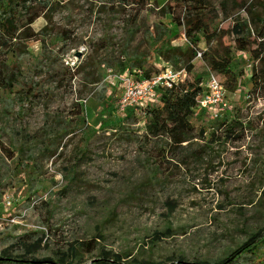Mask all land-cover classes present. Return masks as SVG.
Wrapping results in <instances>:
<instances>
[{"label":"rangeland","instance_id":"obj_1","mask_svg":"<svg viewBox=\"0 0 264 264\" xmlns=\"http://www.w3.org/2000/svg\"><path fill=\"white\" fill-rule=\"evenodd\" d=\"M166 1L46 0V16L30 26L32 38L21 26L24 12L17 13L11 50L0 51V64L20 67L12 92L0 89V145L16 152L23 144L29 156L11 161L0 146V252L21 235L44 232L47 244L36 258L83 240L92 243L74 264L91 263L102 248L126 255L124 264L134 257L198 261L217 259L264 228V61L236 51L228 109L215 118L197 106L194 136L174 151H167L165 136L147 132L144 106L128 115L117 109L122 89L111 74L119 52L143 55L144 67L159 71L168 62L156 44L167 29L179 35L172 45L185 41L183 29L160 13ZM237 15L246 14H220L211 27L226 31ZM47 25L67 29L70 38L41 33ZM222 42L234 45L233 36ZM206 46L198 42L201 53ZM193 64L187 81L199 74L204 85L210 71L202 56ZM89 74L101 80L90 83ZM166 228L173 234L154 240ZM259 254L262 261L253 264H264V246Z\"/></svg>","mask_w":264,"mask_h":264},{"label":"trees","instance_id":"obj_2","mask_svg":"<svg viewBox=\"0 0 264 264\" xmlns=\"http://www.w3.org/2000/svg\"><path fill=\"white\" fill-rule=\"evenodd\" d=\"M116 1L121 3L134 2L140 5L147 2V0ZM45 11L46 0H0V13H3V17L0 19V51L5 48L11 50L14 31L17 30L14 28L17 13L24 12L25 21L21 26L25 27L24 32H30L25 34V37L32 38L35 34H33L30 26L39 16H46ZM240 11L245 12V17L241 18L237 15L228 30H217L211 27L220 14L226 18L230 14ZM160 13L162 16H170L169 22L173 27L183 29L185 41L181 45H172V41L177 39L179 35L178 33L171 35L172 29L170 27L167 29L169 34L165 41L156 44L158 55L176 69L184 68L187 73L192 72L193 60L197 56V51H200L198 42L204 40L207 46L206 50L202 51L201 56L208 70L222 75L225 79L224 88L232 91L236 88L237 76L232 67L236 51L248 50L253 58L264 61V0L248 3L246 0H168L161 7ZM164 26L157 27L164 28ZM46 30L54 32L58 38L65 41L71 35L67 29L56 30L48 25L40 32ZM254 33L256 34L255 39L252 40ZM227 35L233 36L234 45H225L222 42V38ZM256 41L258 47L251 48L250 45ZM117 62L118 68L114 70L115 73L140 70L141 77L148 78L158 72L156 69L152 71L144 67L143 55L137 56L127 52L126 49L119 52ZM19 68L18 63L14 61L0 64L1 91L12 92L15 82H17L16 73ZM108 68L110 69V67ZM74 72L75 70L73 75ZM89 75L92 78L89 79ZM89 75L85 78H88L90 83H97L101 80V76ZM204 88L202 75L197 74L194 75L192 81L186 79L172 87L159 88L154 105L142 107L146 108L149 114L147 132L153 137L165 136L169 146L167 151H174L194 136V127L190 122V117L196 112L198 99ZM156 103H158L157 106ZM132 111H134L133 108H128L125 113L128 115ZM0 146L3 151L5 150L3 155L11 161L15 160L19 163V160L22 161L24 156H29L25 154L28 148L26 149L23 144L19 149L16 148V152L7 151L3 145ZM260 195L264 196V188L260 191ZM172 234V228L156 231L154 240H162ZM43 240H45L44 232L40 235H36L35 232L26 233L15 238L14 242L0 252V257L3 258L0 260V264H74L77 260V252L92 243L91 241L75 240L65 250H56L53 257L36 258L34 255L38 249L47 244ZM95 241L98 242V239ZM262 246H264V228L251 231L244 241L235 248L228 249L223 256L217 259L185 261L183 256H179L176 260L169 257L170 263H166L161 261L150 262L134 257L131 258V261L133 264H253L262 261L259 254V249ZM17 249L21 251L20 254H16ZM124 257L126 255L102 248L99 257L94 258L89 264H124ZM31 261L40 262L33 263ZM48 261L52 263H48Z\"/></svg>","mask_w":264,"mask_h":264},{"label":"built area","instance_id":"obj_3","mask_svg":"<svg viewBox=\"0 0 264 264\" xmlns=\"http://www.w3.org/2000/svg\"><path fill=\"white\" fill-rule=\"evenodd\" d=\"M197 56H201L200 51H197ZM111 77L122 89L117 109L123 114L128 108L146 106L155 102L159 88H169L184 82L187 72L184 68L176 69L166 63L163 68L148 78L141 77L140 70L112 73ZM204 87L198 99V106L215 118L221 116L228 109L223 83L213 72H210ZM4 203L6 207L11 205V198L8 195L4 197Z\"/></svg>","mask_w":264,"mask_h":264},{"label":"water","instance_id":"obj_4","mask_svg":"<svg viewBox=\"0 0 264 264\" xmlns=\"http://www.w3.org/2000/svg\"><path fill=\"white\" fill-rule=\"evenodd\" d=\"M3 258L0 257V260H2ZM33 263H39L40 261H31ZM48 263H52L51 261H48Z\"/></svg>","mask_w":264,"mask_h":264}]
</instances>
